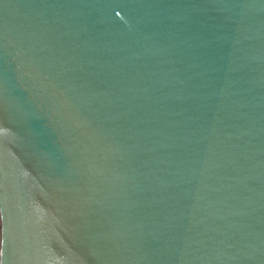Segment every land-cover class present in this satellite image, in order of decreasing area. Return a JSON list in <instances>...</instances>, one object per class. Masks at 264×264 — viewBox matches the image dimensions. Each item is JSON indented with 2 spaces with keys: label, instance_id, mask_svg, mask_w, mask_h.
Listing matches in <instances>:
<instances>
[{
  "label": "water",
  "instance_id": "1",
  "mask_svg": "<svg viewBox=\"0 0 264 264\" xmlns=\"http://www.w3.org/2000/svg\"><path fill=\"white\" fill-rule=\"evenodd\" d=\"M0 264H264V0H0Z\"/></svg>",
  "mask_w": 264,
  "mask_h": 264
}]
</instances>
